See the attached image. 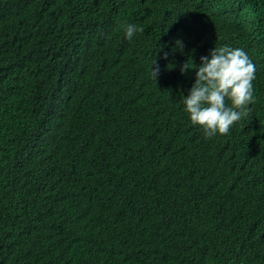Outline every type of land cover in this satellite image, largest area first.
<instances>
[{"label": "trees", "instance_id": "16d2710c", "mask_svg": "<svg viewBox=\"0 0 264 264\" xmlns=\"http://www.w3.org/2000/svg\"><path fill=\"white\" fill-rule=\"evenodd\" d=\"M221 46L255 103L208 139L181 67ZM0 264H264V0H0Z\"/></svg>", "mask_w": 264, "mask_h": 264}, {"label": "clouds", "instance_id": "9594fccd", "mask_svg": "<svg viewBox=\"0 0 264 264\" xmlns=\"http://www.w3.org/2000/svg\"><path fill=\"white\" fill-rule=\"evenodd\" d=\"M122 27L129 41L138 31H144L143 28L131 23ZM183 49V42L177 40L175 51L183 54ZM167 58L168 53H165L164 59ZM200 59L201 62L197 65L189 58L181 67V74L189 71L196 73L195 83L183 100L184 111L193 126L203 129L206 138L211 139L217 134L228 135L237 122L249 115L251 111L249 106L255 103L256 66L242 48L230 46L215 47L210 50L209 55ZM151 71L152 77L157 81L160 72L157 62L154 63ZM107 114L112 119L132 124L140 138V130H146L143 123H135L129 109L107 112ZM142 142L143 146H153L149 134Z\"/></svg>", "mask_w": 264, "mask_h": 264}]
</instances>
